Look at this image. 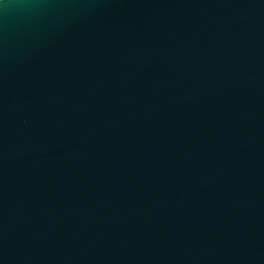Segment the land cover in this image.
<instances>
[{"label":"water","instance_id":"water-1","mask_svg":"<svg viewBox=\"0 0 264 264\" xmlns=\"http://www.w3.org/2000/svg\"><path fill=\"white\" fill-rule=\"evenodd\" d=\"M0 264H264V0H0Z\"/></svg>","mask_w":264,"mask_h":264}]
</instances>
